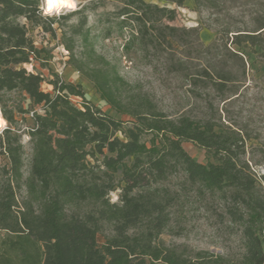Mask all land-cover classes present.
I'll use <instances>...</instances> for the list:
<instances>
[{
	"label": "trees",
	"instance_id": "trees-1",
	"mask_svg": "<svg viewBox=\"0 0 264 264\" xmlns=\"http://www.w3.org/2000/svg\"><path fill=\"white\" fill-rule=\"evenodd\" d=\"M41 1L0 0V92L18 90L43 111L31 115L27 134L33 153L24 180L20 135L11 126L0 132V153L8 161L1 167L5 179L0 184V231L4 232L0 264H229L207 250L186 254L158 241L177 201V192L163 183L180 173L190 185L221 193L226 212L242 226L246 251L237 264H263L264 173L258 175L245 160L241 133L210 119L170 118L148 97L126 96L129 85L115 65L95 51L85 14L71 25L66 40L62 36L68 64L92 84L109 108L129 116L131 125L122 130L123 121L89 102L79 84L54 72L47 79L44 72L29 70L25 65L35 69V62L48 60V50L34 42L30 27H40L55 38L54 24L73 14L44 16ZM120 1L113 14L121 26H130L129 41L139 40L144 49L154 41L185 43L179 28L158 26L163 18L175 17L173 9L144 0ZM172 1L181 5L184 0ZM263 31L264 20L253 32L237 31L230 43L238 48L243 42L258 45L264 57ZM75 36L82 44L80 57L74 52ZM227 51L242 60L239 49ZM197 74L190 76L193 84L204 77L220 92L235 80L231 70L216 65ZM46 79L52 91L42 89ZM76 98H81L80 105ZM2 116L10 125L15 122L11 108H2ZM118 131L124 132V139ZM146 134H150L147 139ZM184 142L210 152L215 162L194 159ZM21 184L27 199L20 204L16 190ZM116 190L113 202L109 193ZM81 206L85 208L80 210ZM69 207L78 209L68 213ZM105 224L111 234L100 240Z\"/></svg>",
	"mask_w": 264,
	"mask_h": 264
},
{
	"label": "rangeland",
	"instance_id": "rangeland-1",
	"mask_svg": "<svg viewBox=\"0 0 264 264\" xmlns=\"http://www.w3.org/2000/svg\"><path fill=\"white\" fill-rule=\"evenodd\" d=\"M144 1L175 11L173 19L163 18L158 26L179 28L178 34L184 44L175 40L170 41V45L154 41L144 49L139 40L129 41L132 32L130 26H121L120 18L113 14L122 4L120 0H77L75 10L62 9L59 15L42 13L50 17L73 13L69 18L59 19L58 23L54 24L57 33L55 38L50 33L43 32L40 27H30L34 42L48 50V60L46 63L35 62V69L29 65L25 66L29 70L44 72L47 79H52L54 72L64 81L79 84L89 102L115 119L123 121L122 130L130 126L132 119L109 108L100 99L92 84L68 64L69 52L62 44V36L66 40L70 36L71 25L85 14L86 27L89 29L93 47L97 54L115 65L128 83L129 87L124 90L126 96H146L170 118L188 115L198 120L210 119L217 126L240 132L245 139V160L258 175L264 173L262 49L258 45L245 42L241 48L230 43L232 35L237 31L253 32L260 27L264 20V0H184L181 5L172 0ZM78 10L82 12H77ZM261 35L264 45V31ZM227 49H239L242 60L230 55ZM74 52L75 56H81L82 44L77 36L74 37ZM180 61L184 64L178 65ZM213 65L234 73V82L228 84L224 92L217 91L210 80L204 77H200L203 79H199L196 84L191 81L190 76H199L197 73L200 70L211 69ZM47 79L42 83V89L52 91ZM80 102L81 98H76L75 103L80 105ZM2 108H11L15 114V122L10 125L4 120L5 124L0 127V132L11 126L12 131L20 135L24 180L30 173L33 153L27 131L32 126V112L42 113V106L33 105L22 92L13 90L0 92L1 116ZM117 135L121 139L125 137L124 132L118 131ZM149 137L150 134H146L143 138ZM183 146L194 159L215 162L211 153L198 145L184 142ZM7 163L6 156L0 153V184L5 179L1 167ZM120 175L119 168L117 176ZM163 185L177 192V201L171 208L170 224L159 235L158 241L186 254L207 250L222 255L228 259L229 264H237L246 251L245 238L242 226L232 221L226 212V202L221 193L190 185L182 173L170 177ZM118 192L116 190L109 193L111 201H117ZM16 198L20 204L27 199L24 184L16 190ZM84 208L81 206L79 209ZM76 209L78 208L69 207L67 212ZM109 234L111 227L105 224L100 240ZM3 235L4 232L0 231V238ZM262 237L264 238V230Z\"/></svg>",
	"mask_w": 264,
	"mask_h": 264
},
{
	"label": "clouds",
	"instance_id": "clouds-1",
	"mask_svg": "<svg viewBox=\"0 0 264 264\" xmlns=\"http://www.w3.org/2000/svg\"><path fill=\"white\" fill-rule=\"evenodd\" d=\"M44 15H59L61 10H75L77 8V0H42L40 5Z\"/></svg>",
	"mask_w": 264,
	"mask_h": 264
},
{
	"label": "bare ground",
	"instance_id": "bare-ground-1",
	"mask_svg": "<svg viewBox=\"0 0 264 264\" xmlns=\"http://www.w3.org/2000/svg\"><path fill=\"white\" fill-rule=\"evenodd\" d=\"M3 124H5L4 119L2 118V116L0 115V127L3 126Z\"/></svg>",
	"mask_w": 264,
	"mask_h": 264
},
{
	"label": "built area",
	"instance_id": "built-area-1",
	"mask_svg": "<svg viewBox=\"0 0 264 264\" xmlns=\"http://www.w3.org/2000/svg\"><path fill=\"white\" fill-rule=\"evenodd\" d=\"M264 264V263H263Z\"/></svg>",
	"mask_w": 264,
	"mask_h": 264
}]
</instances>
